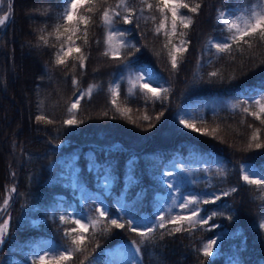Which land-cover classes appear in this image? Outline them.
Listing matches in <instances>:
<instances>
[{
    "label": "trees",
    "instance_id": "16d2710c",
    "mask_svg": "<svg viewBox=\"0 0 264 264\" xmlns=\"http://www.w3.org/2000/svg\"><path fill=\"white\" fill-rule=\"evenodd\" d=\"M116 2L108 0L112 5ZM150 2L155 5L156 0ZM187 2H200L202 7L198 15L181 10L193 15L194 23L189 29L178 25V31L187 32L184 39L190 43L175 72L161 51L166 38L151 31L159 23L157 13L146 11L144 17L138 16L135 23L139 28L135 23L118 22L117 27L126 32L127 40L140 48L139 52L122 51L124 58L132 61L129 67H123L103 54L106 29L98 12L82 10V14L92 16V22L88 27L89 45L76 41L89 57L83 73L77 71V78L80 89L86 90L89 85L96 88L90 98L81 100L76 118L84 122L69 127L61 126V122L67 118V106L75 97L71 80L65 78L68 69L54 64V52L60 42L49 38L45 46L39 41L41 35L47 37L55 25L62 23L64 0H9V19L0 30V209L9 195L6 188L15 186L17 194H11L7 210L0 211V224L9 219V214L11 217L5 241L0 244V264H30L37 252L43 254L42 249L62 250L68 245L64 231L75 227L72 213L75 218H94L93 209L105 207L113 216L127 211L138 221L151 220L158 215V197L175 193L162 182L165 172L174 173L169 182L175 183L180 188L178 194L185 197L191 194L207 199L204 193L219 195L230 187H237L238 191L215 204L200 205L205 218L213 211L224 213L209 221L218 228L209 231L207 226H197L191 232L165 235L163 240L159 239L163 230H157L155 243L141 246L140 264H264V230L259 228L264 221V190L238 178L240 164L264 170V151L236 150L254 128L264 126L245 117L241 111L245 105L233 107L249 96L260 99L264 92V65L254 66L259 65V59L250 60L246 46L243 55L234 52V61L227 54L217 53L214 47H205L210 37L219 41L228 35L217 25V9L247 7L258 0ZM130 6L142 5L140 0H131ZM151 15L157 16L155 22L148 19ZM179 39L173 37V43L179 44ZM113 43L118 45L115 39ZM255 51L264 52V46ZM157 52L161 54L156 55ZM144 65L152 68L161 85L169 89L163 104L145 98L138 89L130 94L128 84L121 79L127 71H138ZM213 71L219 75L210 78L208 74ZM233 75L237 79L230 80ZM110 83H119L118 105L132 109L130 115L135 124L111 105ZM161 112L164 115L157 121L155 116ZM145 113L153 117L154 127L148 128V122L142 120ZM39 114L48 115L56 123H37L35 117ZM179 116L202 130L218 127L217 137L184 128ZM93 155L98 162L107 160L115 169L116 182L110 190L105 191L96 183L95 171H88L87 162ZM216 155L220 158L215 159ZM74 156L80 170L77 187L73 186L68 168ZM176 158L186 168L195 167L190 180L182 181L174 168ZM132 160L136 162L134 182L125 188L133 174L128 167ZM217 169L227 174L220 176ZM141 192L144 195L138 199L137 193ZM171 214L186 213L177 208ZM62 215L68 221L65 224L59 220ZM229 215L233 216L232 221L227 219ZM174 227L169 225L168 231ZM183 227L190 226L185 222ZM94 231L95 235L90 228L85 250L75 253L70 264H89L93 256L97 264H109L118 246L139 241L135 233L125 230L113 229L107 235L101 234L99 228ZM217 236L221 237L219 247L210 260L197 253L202 243Z\"/></svg>",
    "mask_w": 264,
    "mask_h": 264
},
{
    "label": "snow or ice",
    "instance_id": "6c2138e0",
    "mask_svg": "<svg viewBox=\"0 0 264 264\" xmlns=\"http://www.w3.org/2000/svg\"><path fill=\"white\" fill-rule=\"evenodd\" d=\"M64 3L66 7L60 14L62 23L55 25L53 32L48 33L47 37L41 35L39 41L43 42L45 46L48 45L49 38H55L60 42L54 52V64L58 67L68 69L65 78L71 80V84L74 88L73 96L75 97L67 106V118L63 119L61 122V126L69 127L78 126L84 122L76 118L80 109L81 100L85 97L90 98L96 88V85H89L86 90L80 89L79 79L77 78V71L81 74L83 73L86 69V62L89 57L85 55L81 46L77 45L76 41L80 40L83 45H89L88 27L92 22V16L82 14V10L87 13L98 12L100 22L106 29L103 41L106 45V49L103 54L110 57L113 61H118L123 67H129L132 61L125 59L122 55V51L132 53L134 49L135 52H139L140 48L127 40L126 32L120 31L117 27L118 22L132 25L135 23L138 16L144 17L146 11L149 13H157L160 20L151 31L157 37L163 35L166 38V42L162 45L161 51L166 53L171 70L175 72L179 71V65L182 62L183 54L188 51V45L190 43L189 40L184 39V37L187 36V32L178 31V25L182 29H189L194 23L193 15L184 14L181 10L186 9L188 13L198 15L202 7L200 2L190 4L187 0H156L155 5H153L150 0H140L142 6L138 8L130 6L131 0H117L115 5L109 4L108 0H64ZM216 11L217 25L221 27L222 31L227 32L228 35L219 41L210 37L205 47H214L217 53L227 54L234 61V52L239 51L241 55H243L246 46L250 60L254 61L259 59V65L254 66L258 67L264 65V58H262L264 57V52L257 53L255 51V49L264 46V0H258L256 4L247 7L230 9L226 6ZM9 15L10 13H6L0 16V26L6 24ZM148 19L155 22L157 16L151 15ZM135 27L139 28V24L135 23ZM144 36L145 34H142L141 38L143 39ZM177 36L180 37L179 44L173 43V37ZM114 39L118 42V45H114ZM97 43H100V41H97ZM144 47H147V45H144ZM160 54V52L156 53V55ZM70 63L71 67L68 68ZM143 72L144 74L136 75L134 79L131 77L129 78L128 83L130 87L128 88V92L134 94V90L138 89L140 94L145 98L159 100L161 104H163L169 89L163 87V85L152 87L153 83L159 84L155 73L147 68H145ZM208 75L210 78H214L217 77L219 73L213 71ZM121 79H124V77H121ZM229 79L235 80L237 77L233 75ZM119 97V83H110L111 105L122 117L127 118L129 122L135 124L136 121L133 120L130 115L132 109L119 107ZM249 101H251V103H249ZM241 104L245 105L241 108L245 117H252L255 121H259L261 126H264V92L260 94V99H253L249 96L247 100L240 101L238 104L233 105V107H239ZM253 108H255V110H252ZM103 114L107 116V112ZM163 115L164 113L161 112L155 116V119L159 121ZM152 119L153 117L147 113L142 116V120L148 122V128L154 127L151 123ZM35 120L37 123H44L47 125L56 123L54 119L45 114L36 115ZM241 123H243V121H241ZM179 124L186 129L203 132L214 138L217 137V132L219 131L218 127L212 128L211 130H202L197 128L193 122L184 118L179 120ZM248 127L252 128V125H248ZM262 133H264V127L254 128L247 137L246 142L236 150L242 152L254 150L264 151V138H262ZM221 142H224L222 138ZM76 160L77 158L74 156L72 161L68 164V168L72 171V182L74 187L79 186L80 181V170L76 166ZM135 163V160L129 162L128 167L132 170L133 174L129 176L125 188L134 182ZM87 164L89 173L95 171L96 183L105 191L110 190L113 183L116 182L113 175L115 169L110 162L107 160L98 162L97 158L93 155V158L89 159ZM181 169L183 170V166H181ZM217 174L225 176L227 173L223 169H217ZM12 175L15 176V173H12ZM173 176L174 173L172 172L163 173L162 182L166 184L170 191L180 193V188L175 183L169 182ZM165 177L169 179H164ZM238 178L247 185H256L258 190H264V170L257 171L256 169L247 167L245 164H240L238 167ZM237 191V187H230L227 190H221L219 195L215 192H206L204 196L208 197L207 199L191 194L185 197L181 194L173 197L172 207L168 210L167 214L163 209H160L158 215H154L151 220L144 221H138L136 216L131 215L127 211L113 216L110 214L111 210L105 207H96L93 209L94 218L92 216L75 218V213H72L70 214L73 217L71 222L75 227L68 228L64 231V237L68 241V245L63 246L62 250L42 249L41 251H43V254L37 252L30 264H70L75 253H80L85 250V246L89 242L87 234L90 228L93 230V235H95L94 230L97 228H99L101 234L104 235L111 233L113 229L135 233L139 237V241H130L128 245L130 255L127 264H140L141 246L155 243L154 233H156L157 230H163L159 237L160 240H163L165 235L173 236L181 231L191 232V230L197 228V226H207V230L209 231L218 228L219 225L215 223L209 224V221H213L217 216H223L224 213L213 211L205 218L201 215L203 209L200 205L215 204L217 201H220L222 197H228ZM6 192L9 195L3 200V208L0 209V211H6L11 200V194H17L15 186L10 189L6 188ZM143 195V192L137 193L138 199L142 198ZM177 201H179L178 204ZM117 203H120V201L118 200ZM122 207L124 206L122 205ZM177 208L186 214L172 215V210ZM126 216H130V218L125 219ZM10 218L9 214V219H5L3 223L0 224V244L4 243L7 236ZM227 219L232 221L234 218L229 215ZM59 220L61 224L68 222L63 215L59 217ZM85 220H87L88 223H85ZM185 222L190 226L189 228L183 227ZM169 225L175 226L173 231H168ZM259 228L264 230V221L259 223ZM220 239L221 237L219 236L214 239H208L206 243H202V246L196 249L197 253L210 260V258L215 255V250L219 247ZM96 247H99V245H96ZM89 264H97L95 256L89 259Z\"/></svg>",
    "mask_w": 264,
    "mask_h": 264
},
{
    "label": "rangeland",
    "instance_id": "374dc122",
    "mask_svg": "<svg viewBox=\"0 0 264 264\" xmlns=\"http://www.w3.org/2000/svg\"><path fill=\"white\" fill-rule=\"evenodd\" d=\"M65 7H66V5L64 3L63 10L65 9ZM6 13H9V0H0V16L5 15ZM3 27L4 26H0V30H2ZM145 68L152 71V68L148 67L147 65H144L138 71L130 70V71H127L125 73L124 81L128 84L129 87H130V85L128 83L129 78L131 77L134 79L136 75L144 74L143 70ZM156 77L159 81V84L153 83L152 87H159L162 83V81L160 80V78L157 75H156ZM145 82H147V81H145ZM179 118L181 119L182 116H179ZM2 158H3V156H2V154H0L1 161H2ZM214 158L219 159L220 156L216 155ZM173 162L176 163L174 168H176L177 173L181 177L182 181L184 182V181L190 180V176L193 173V171L195 170V167L194 168H186L185 165L178 163L179 162L178 158L174 159ZM181 166H183V170L181 169ZM179 195L180 194H178V193H170L169 195L158 197L159 205L155 210L156 214H159L160 209H163L165 211V213L167 214L168 210L172 207L173 197H176ZM177 204H178V201H177ZM129 255H130V250H129L128 246L120 245L117 247V249L110 256L109 264H127V260H128Z\"/></svg>",
    "mask_w": 264,
    "mask_h": 264
}]
</instances>
